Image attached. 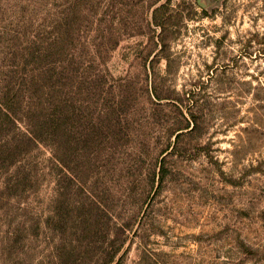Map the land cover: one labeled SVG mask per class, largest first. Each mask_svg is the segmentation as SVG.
<instances>
[{
	"label": "rangeland",
	"instance_id": "1",
	"mask_svg": "<svg viewBox=\"0 0 264 264\" xmlns=\"http://www.w3.org/2000/svg\"><path fill=\"white\" fill-rule=\"evenodd\" d=\"M0 264H264V0H0Z\"/></svg>",
	"mask_w": 264,
	"mask_h": 264
}]
</instances>
